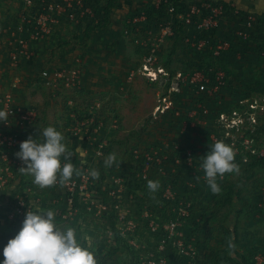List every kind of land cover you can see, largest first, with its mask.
<instances>
[{
    "label": "built area",
    "instance_id": "built-area-1",
    "mask_svg": "<svg viewBox=\"0 0 264 264\" xmlns=\"http://www.w3.org/2000/svg\"><path fill=\"white\" fill-rule=\"evenodd\" d=\"M112 1L6 0L5 9L12 17L4 18L0 14V58L3 51H6L8 58L5 61L14 70L19 68L21 60L35 59L42 65L59 47V43H65L67 45L64 48L57 50L55 59L69 56L70 52L79 54H74L73 64L57 66L56 61H53L41 68L42 85L53 89L54 97L62 88L80 89L83 62L80 52L87 49V46H82L83 31L88 25L98 26L103 22ZM124 2V6L132 9L133 13L127 15L121 29L122 38L140 54L138 67L128 69L126 83L142 79L157 88L156 105L150 113L152 119H176L184 133L198 129L201 132L198 133L199 141L195 146L205 142L208 151L209 145L217 141L225 142L234 149V162L238 165L240 161L247 162L249 156L263 159L264 85L248 78L245 81H240L239 78L231 80L225 71L211 65V59L216 61L231 57L241 66L251 59H264V17L242 12L233 3L189 0H180L181 5L175 0H116L113 10ZM180 28L182 43L189 59L186 60L187 66L175 67L173 63H167L174 36ZM71 30L77 32V36L82 33L79 44L83 47L81 51L69 50L71 42L68 40L71 34L59 37V33ZM99 32L101 30L93 32L91 38ZM75 41L79 42V39ZM106 48L110 54L116 51L112 43ZM184 91H187L185 106L179 108L177 103ZM20 98L19 92L14 89L0 95V111L8 113L7 122H0V201L3 199L2 191L10 185L19 190V194L13 199L14 206H7L5 209L7 220L25 218L29 208L34 212L51 210L55 217L64 219L83 208L92 215H110L107 203L100 196L102 190L114 199V211L119 221H123L128 216L123 205L137 201L134 195L140 190L135 186L142 188L148 182L149 166L155 165V170L160 174L166 169L165 162L169 157L164 154L157 156L156 150L143 151L134 146V159L144 158L136 175H115L104 180L99 175V179L93 180L88 173L94 168L85 165L91 163L81 162L76 167L80 175L74 172L72 180L63 186L59 183L58 176L57 183L45 194V189L39 191L30 181L19 180L24 175L19 174L23 164L15 154L20 151V144L31 136L40 122L38 107ZM64 103L69 111L66 118H71L72 122L68 123L64 119L68 126L60 128L72 146L77 141L76 147L82 146L86 154L103 156L109 146L107 134L117 133L119 130L118 118L112 115L109 119L110 127L106 128L105 117L98 114L100 103L87 105L86 108L80 107L74 98H69ZM107 113L111 115V112ZM184 115L187 120L183 122L181 119ZM193 147V142L184 149L176 143L171 148L176 153L174 161L180 162L177 153H184L191 159L197 152V148ZM67 162L68 160L61 159L62 165ZM71 163L73 164V158ZM227 176L225 174L223 178H218L225 181ZM108 182L109 187H105ZM170 191L175 196L170 197ZM176 195V189L167 187L163 197L174 201L178 198ZM139 214L149 217L152 211L143 210ZM164 226L159 230L153 220L150 222L153 233L159 234L165 228L168 239L173 240L176 224ZM135 227L136 224L133 228ZM85 230L87 228H83V233ZM167 245L166 238H162L159 248L164 249ZM187 246L191 250L196 248L195 243L178 244L180 249H186Z\"/></svg>",
    "mask_w": 264,
    "mask_h": 264
},
{
    "label": "rangeland",
    "instance_id": "rangeland-1",
    "mask_svg": "<svg viewBox=\"0 0 264 264\" xmlns=\"http://www.w3.org/2000/svg\"><path fill=\"white\" fill-rule=\"evenodd\" d=\"M5 1L0 0V6L4 8V11L7 6ZM81 35L82 33L77 36V32L70 35L69 50L81 51L83 49L79 46ZM75 37H78L79 42L75 41L77 40ZM127 45L132 47L130 44ZM72 46L75 47L72 48ZM133 48L135 49V47ZM60 59L54 58L53 61L57 63ZM82 60H84L83 56ZM172 60L175 67L187 66V62L184 61L186 60L185 55L174 56ZM81 87L78 90H81ZM44 90L47 93L45 99L50 103V106L45 109L52 118H49V121L44 122L42 126L43 128L53 126L62 133L65 144L73 151L70 152L72 158L76 159V166H80L82 164L80 161L90 155L91 164L87 161L85 163L88 164H84L91 165L101 177H114L115 175L129 177L136 175L139 169L132 155V147H139L143 151L156 150L157 156L164 154L169 157L165 162L166 169L163 174L156 171L153 164L148 168V179L159 181V190L154 196L148 190L145 193L140 190L138 194L134 195V199L142 197L144 193L142 201L124 203L123 210L128 214L127 219L119 221L115 212L114 228L111 225V220L109 221L108 214L104 216L92 215L85 208L80 210L78 206L77 213L67 219L55 217V223L62 230L66 231L69 227L75 230L78 243L94 253L97 264H243V258L252 264H264V167L240 168L239 174L230 173L225 181H220L218 178L217 183L221 191L216 197V194H213L207 185L205 173L200 167L199 158L206 156L209 152L202 142L194 146L197 148V152L191 159L184 153H177L180 162L174 161L176 153L172 152V146L179 143L181 149L188 147L193 139V134H196L197 131L190 130L184 133L178 120L171 117L160 120L152 119L150 113L156 105L157 88L155 86L138 79L131 84L126 83L121 94L112 91L99 94L101 96H96L97 101L90 94L83 99L85 94L81 92L76 97L77 95L74 96L73 93L75 90L72 89L62 88L57 92L56 97L53 95V89ZM42 92L45 93L43 90ZM24 96L27 98L26 95ZM186 97L187 91H184L177 103L179 108L185 106ZM69 98H74L76 101L78 99L77 102L83 104V106L79 104L80 107L84 108L87 106L84 104L93 103V101L99 102L101 107L98 114L105 117L106 128L110 127L109 119L112 115L118 118V133L107 134L109 146L103 156L97 157L93 153H89L87 156L80 155L60 128L68 126L65 124L66 120L68 123L72 122L71 118H66L69 111L64 103ZM88 105L90 106V104ZM38 110L41 114L42 111L39 107ZM108 111L111 112V115L107 113ZM182 117L183 122L187 120L185 115ZM39 138L40 134L35 140ZM113 152L117 155V164L106 168L104 159ZM61 159L66 160L63 156ZM143 160L144 158H141L138 162ZM119 164H121L120 167L117 166ZM19 174L21 175L20 172ZM23 176L33 183L34 177L27 174ZM197 176L199 179H196ZM109 185L110 182L105 187H109ZM167 187L176 189L178 198H175L174 201L172 198L163 197ZM36 188L41 191L38 186ZM50 188H45V194L50 192ZM172 191H170L172 194L170 197L175 193ZM102 192L103 194L100 192V196L107 203V207L109 208L108 198L114 206V199L110 198L107 192ZM227 195L228 198L225 199ZM148 196L154 200H149ZM9 204H4L2 200L0 202V253H3L9 240L18 234L25 220V218H18L14 221L7 220L1 213L5 209V205L9 206ZM62 207H64V203ZM143 210L152 211V215L142 217L139 211ZM152 220L159 230L165 227V224L170 226L175 223L177 226L175 238L169 240L165 228H163L162 234L160 231L159 234L153 233L150 227ZM135 224L136 227L133 228ZM83 228H87L85 233H83ZM162 238H166L168 241V245L164 249L159 248ZM120 239L126 243L127 248L124 247L123 242L119 245ZM230 240L235 245L234 255L229 254L228 242ZM181 242L185 245L195 243L196 248L191 250L187 246L186 249H180L178 244ZM0 264H3V260H0Z\"/></svg>",
    "mask_w": 264,
    "mask_h": 264
},
{
    "label": "clouds",
    "instance_id": "clouds-1",
    "mask_svg": "<svg viewBox=\"0 0 264 264\" xmlns=\"http://www.w3.org/2000/svg\"><path fill=\"white\" fill-rule=\"evenodd\" d=\"M8 113L0 111V122H7ZM40 138L31 136L20 144V151L15 155L23 166L19 169L22 174L34 177L33 183L41 189L57 183L63 186L73 177L74 167L71 162L61 164V157L71 161L72 153L64 143V136L53 126L39 129ZM210 151L199 158L200 167L205 173V180L213 194H219L221 189L217 180L225 174H239L240 167L235 163L234 149L223 141L209 145ZM78 151L83 154L78 147ZM117 164L116 153H109L104 159V166L111 168ZM121 164L117 165L120 167ZM90 177L99 179V172L90 169ZM76 175H80L76 171ZM199 179V176L196 177ZM159 181L148 180L147 189L154 194L159 190ZM26 213L25 220L18 234L3 250V264H97L94 253L78 243L75 230L71 227L62 230L55 223V213L32 211ZM230 255L235 253V245L228 242Z\"/></svg>",
    "mask_w": 264,
    "mask_h": 264
},
{
    "label": "crops",
    "instance_id": "crops-1",
    "mask_svg": "<svg viewBox=\"0 0 264 264\" xmlns=\"http://www.w3.org/2000/svg\"><path fill=\"white\" fill-rule=\"evenodd\" d=\"M146 1V0H144ZM189 1H210V2H222L225 4L233 3L240 11L242 12H251L255 13L259 16L264 17V0H189ZM125 2L116 7L112 13V23L109 26L106 32H99L94 35L87 49L84 52H80V55H83L84 60H82V74H81V90L76 89L74 96L78 93H84L83 99L88 97L90 94L91 97L95 98L96 96H101L99 94L104 92H119L121 94L126 85V77L128 74V69L130 67H138L140 61V54L138 50L134 49L127 45L122 38L121 29L125 24V20L127 19V15L133 13L132 9H128L124 6ZM4 8L0 6V14L4 18H10L11 14L7 13V11L3 10ZM226 25H224L225 28ZM74 31L71 30L66 31L65 33H59V37L65 34H73ZM115 45L116 51L110 54L107 51L106 47H109V44ZM62 53V52H61ZM64 54V53H63ZM74 54L70 52L69 56H61V59L55 64L57 66L61 64L70 65L74 63ZM6 51H3V56L0 58V95L11 91L14 89L16 92H19L20 99L24 100L27 103L34 104L38 106L42 113L40 116V122L38 126L34 129L31 134L32 138H37L38 134H40L39 129H43L42 124L44 122L49 121V118H52L49 114H47V110L50 106L48 100L45 99V95L47 93L44 89L47 87L42 85L40 70L43 66L39 65L35 59L31 61L21 60L19 68L17 70L11 69L7 62L5 61L8 57ZM45 58V57H44ZM43 58V59H44ZM60 58V57H58ZM91 62V63H90ZM132 63V64H130ZM135 63V64H133ZM230 68L233 73H235L240 81H245L248 79H253L257 81L259 84L264 85V59H251L247 64L241 66L239 64H230ZM244 67V68H243ZM138 80V79H136ZM142 80V79H140ZM146 82V81H145ZM44 88V89H43ZM41 89V90H40ZM42 90L45 92L43 93ZM62 90V89H61ZM79 91V92H77ZM59 92V91H58ZM26 95L27 98L24 96ZM105 96V95H102ZM122 96V95H120ZM75 97V98H76ZM78 101V99H77ZM97 101V100H96ZM55 102V101H54ZM65 102V101H64ZM93 103H87L84 105H92ZM83 106L81 102H78ZM99 103V102H95ZM54 104V103H53ZM51 104V105H53ZM62 115V114H61ZM118 133V132H117ZM112 133V135L117 134ZM37 135V136H36ZM37 140V139H36ZM77 141L75 142V150L78 151ZM81 148L84 151V148ZM78 153H80L78 151ZM81 155V153H80ZM87 156L86 153L83 156ZM89 156L84 157L80 162H90ZM19 180H26L25 176H20ZM22 181V182H23ZM17 188V187H16ZM19 194V190L10 187L4 189L2 191V202L4 204L13 203L15 200L14 197ZM1 202V201H0ZM7 205H5L6 209ZM5 209L2 211V215H4Z\"/></svg>",
    "mask_w": 264,
    "mask_h": 264
},
{
    "label": "trees",
    "instance_id": "trees-1",
    "mask_svg": "<svg viewBox=\"0 0 264 264\" xmlns=\"http://www.w3.org/2000/svg\"><path fill=\"white\" fill-rule=\"evenodd\" d=\"M175 2L176 3H178V4H180V0H175ZM115 4H116V0H113L112 2H111V4H110V7L106 10V15H105V17H104V20H103V22L100 24V25H98V26H95V25H88L87 27H86V29L83 31V37H82V41H83V43H82V46L84 47V48H86V46H88V43H89V41L91 40V34L93 33V32H96L97 30H101V32H106L107 30H108V28H109V26L111 25V23H112V20H111V15H112V13H113V8H114V6H115ZM181 5V4H180ZM180 32V33H179ZM180 34V35H179ZM67 44H65V43H59V47L55 50V52H53L52 53V55H51V57L43 64V66H42V68H45L46 66H48V65H50V63L51 62H53V59L55 58V56H56V52H57V50H59L60 48H64L65 46H66ZM170 49H171V54H170V57H169V60H168V63H167V65H171L172 64V59H173V57L174 56H181V55H185L186 56V60H187V58H188V56H187V52H186V49H185V45H184V43H182V39H181V28H180V30L179 31H177V33L175 34V36H174V39H173V44H172V46L170 47ZM177 59H179V58H177ZM189 59V58H188ZM185 60V61H186ZM232 63H234V64H236V62H235V60L234 59H232L231 57H223V58H221V59H219V60H216V61H213L212 59H211V65L212 66H215L216 68H218V69H221V70H223V71H225L226 72V74H227V76L229 77V78H231V80H235V79H238V76L235 74V73H233L232 72V70H231V68H230V64H232ZM40 116H41V114H40ZM41 119V118H40ZM179 122V121H178ZM38 126V125H37ZM36 128V127H35ZM34 128V129H35ZM145 129V128H144ZM197 131V133L196 134H194L192 137L194 138L193 140H191L190 141V143H189V145L191 146L192 145V142L194 143V146H195V143L197 142V141H199V135H198V133L199 132H201V131H198V129L196 130ZM65 141V140H64ZM67 141H68V139H67ZM65 143V142H64ZM204 144H205V142H203ZM204 146H206V144L204 145ZM66 147H67V149H68V151H72L69 147H68V145H66ZM193 148H195V147H193ZM208 149V148H207ZM208 151V150H207ZM73 152V151H72ZM207 153V152H206ZM207 155V154H206ZM136 163H137V165H138V167H140V164H141V161L140 162H138V160H136ZM76 164H77V162H76V159H74L73 158V167H74V170H75V167H77L76 166ZM239 167L242 169V168H244V169H255L256 167H264V158L263 159H257L255 156H249V159H248V161L247 162H243V161H240V163H239ZM75 173H76V171H74ZM104 178L105 177H102V180H104ZM136 187V189L137 190H143V192L145 193V191L146 190H148L147 189V183H144L143 184V187L142 188H140L138 185H136L135 186ZM102 194H103V192H102V190L100 191ZM143 193V195H142V197H144V194ZM150 196H152L151 194H150ZM150 196H148V198H149V200H154V199H151V197ZM142 197H138L136 200L138 201V200H140V201H142L141 199H142ZM153 197V196H152ZM216 197H218V194H216ZM154 198V197H153ZM228 198V195L226 196V198L225 199H227ZM224 199V200H225ZM107 202L109 203L108 205H109V209H110V215H109V221L111 220V225H112V227L114 228V222H115V211H114V208H113V205L109 202V198L107 199ZM10 203V202H9ZM13 204H15V203H13ZM12 203L11 204H9V206H11V205H13ZM14 206V205H13ZM110 224V223H109ZM117 236H119V235H117ZM120 238V237H119ZM119 245H120V243L121 242H123L124 243V247L125 248H127V245H126V243L122 240V239H120L119 241ZM118 247V246H117ZM5 258H4V256H3V253H0V260H4ZM243 261L245 262H243V264H252V263H250L249 261H247L245 258H243Z\"/></svg>",
    "mask_w": 264,
    "mask_h": 264
}]
</instances>
